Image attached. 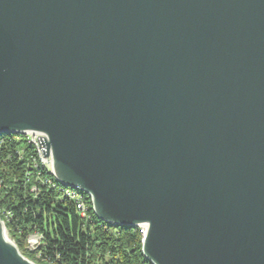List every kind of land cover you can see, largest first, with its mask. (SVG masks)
<instances>
[{
  "label": "water",
  "instance_id": "water-1",
  "mask_svg": "<svg viewBox=\"0 0 264 264\" xmlns=\"http://www.w3.org/2000/svg\"><path fill=\"white\" fill-rule=\"evenodd\" d=\"M26 132L153 264H264V0H0ZM0 264H37L1 218Z\"/></svg>",
  "mask_w": 264,
  "mask_h": 264
},
{
  "label": "trees",
  "instance_id": "trees-1",
  "mask_svg": "<svg viewBox=\"0 0 264 264\" xmlns=\"http://www.w3.org/2000/svg\"><path fill=\"white\" fill-rule=\"evenodd\" d=\"M0 141V217L27 258L37 264H153L143 253L140 228L103 221L90 198V217L85 219L76 203L59 190L42 186L35 197L31 187L41 168L35 170L29 164L35 154L32 147L11 133L0 134ZM42 172L46 174L45 169ZM8 211L13 214L11 220L6 217ZM34 233L44 239L30 250L27 239Z\"/></svg>",
  "mask_w": 264,
  "mask_h": 264
},
{
  "label": "built area",
  "instance_id": "built-area-1",
  "mask_svg": "<svg viewBox=\"0 0 264 264\" xmlns=\"http://www.w3.org/2000/svg\"><path fill=\"white\" fill-rule=\"evenodd\" d=\"M12 135L15 136L16 140H19V141L23 140L26 145L32 147L35 154L32 155L31 158L29 159V164H31L32 168L35 170H38L39 168H41V171L38 172V174L36 175V183L31 187V192L35 194V197L39 195L42 186H45V187H48L54 190H59L64 197H67L68 199L73 200L76 203V207H77L79 214L83 218L88 219L90 217L88 199L90 198L92 202L91 196L77 186H67V185L61 184L56 179L54 172H53V162H52L51 157L43 156L41 147L37 139V136H39V133L26 132L24 134L14 133ZM2 144L3 142L0 141V147ZM42 169L46 170V174L42 172ZM27 176L28 177L30 176V172L27 173ZM1 211L3 212V210ZM5 213H6V217L8 220H11L13 218V214L10 211L5 212ZM139 228L144 237L145 232H146V227L140 226ZM43 239H44L43 235L40 233H34V234L29 235L27 239L28 249L30 250L37 249L38 246L41 244V242H43Z\"/></svg>",
  "mask_w": 264,
  "mask_h": 264
},
{
  "label": "bare ground",
  "instance_id": "bare-ground-1",
  "mask_svg": "<svg viewBox=\"0 0 264 264\" xmlns=\"http://www.w3.org/2000/svg\"><path fill=\"white\" fill-rule=\"evenodd\" d=\"M1 218V217H0ZM2 219V218H1ZM3 220V219H2ZM3 222L5 223V221L3 220ZM6 225V224H5ZM7 237L10 239V240H12L13 242H15L11 237H9V235H8V232H7ZM16 243V242H15ZM18 246V245H17ZM20 252H21V250H20ZM21 254H22V252H21Z\"/></svg>",
  "mask_w": 264,
  "mask_h": 264
},
{
  "label": "rangeland",
  "instance_id": "rangeland-1",
  "mask_svg": "<svg viewBox=\"0 0 264 264\" xmlns=\"http://www.w3.org/2000/svg\"><path fill=\"white\" fill-rule=\"evenodd\" d=\"M9 235V234H8ZM10 237V236H9Z\"/></svg>",
  "mask_w": 264,
  "mask_h": 264
}]
</instances>
